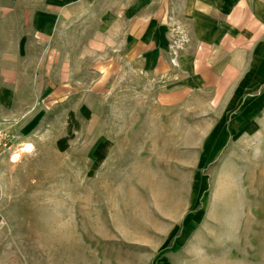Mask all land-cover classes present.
<instances>
[{
    "label": "rangeland",
    "instance_id": "obj_1",
    "mask_svg": "<svg viewBox=\"0 0 264 264\" xmlns=\"http://www.w3.org/2000/svg\"><path fill=\"white\" fill-rule=\"evenodd\" d=\"M11 4L0 264H264V113L254 129H216L230 115L210 90L146 75L84 16L37 33L32 6Z\"/></svg>",
    "mask_w": 264,
    "mask_h": 264
},
{
    "label": "crops",
    "instance_id": "obj_2",
    "mask_svg": "<svg viewBox=\"0 0 264 264\" xmlns=\"http://www.w3.org/2000/svg\"><path fill=\"white\" fill-rule=\"evenodd\" d=\"M14 2L17 12L32 6L37 33L53 32L58 17L84 16V26L123 42L126 59L146 75L175 83L182 93L210 90L230 115L216 129L231 135L254 129L264 113V0H0L6 4L0 17L13 12L7 5ZM171 20L189 38L177 65ZM222 134L215 146L226 140Z\"/></svg>",
    "mask_w": 264,
    "mask_h": 264
},
{
    "label": "built area",
    "instance_id": "obj_3",
    "mask_svg": "<svg viewBox=\"0 0 264 264\" xmlns=\"http://www.w3.org/2000/svg\"><path fill=\"white\" fill-rule=\"evenodd\" d=\"M169 23H170V35L172 39L171 44H170V52L173 56L172 62L177 63V59L179 56L178 54L180 50L182 49L183 45L185 44L186 42L185 40L187 38H185L186 34L184 33V31L178 25H176V23L173 22V20H171ZM177 34H179V36H176ZM7 145H8L7 135L5 132L0 131V156L3 154V152L6 151ZM21 150L22 148L19 151L21 152ZM19 155L21 156L20 153L18 154V157ZM18 157H17V160H18Z\"/></svg>",
    "mask_w": 264,
    "mask_h": 264
},
{
    "label": "bare ground",
    "instance_id": "obj_4",
    "mask_svg": "<svg viewBox=\"0 0 264 264\" xmlns=\"http://www.w3.org/2000/svg\"><path fill=\"white\" fill-rule=\"evenodd\" d=\"M25 148H26V149H24L23 151H29V150H30V145H26Z\"/></svg>",
    "mask_w": 264,
    "mask_h": 264
}]
</instances>
